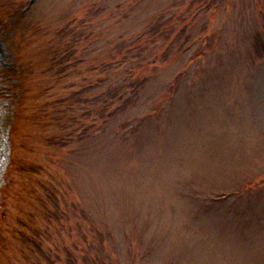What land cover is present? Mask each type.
Here are the masks:
<instances>
[{
	"label": "rangeland",
	"instance_id": "1",
	"mask_svg": "<svg viewBox=\"0 0 264 264\" xmlns=\"http://www.w3.org/2000/svg\"><path fill=\"white\" fill-rule=\"evenodd\" d=\"M0 264H264V0H0Z\"/></svg>",
	"mask_w": 264,
	"mask_h": 264
}]
</instances>
